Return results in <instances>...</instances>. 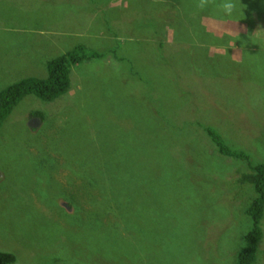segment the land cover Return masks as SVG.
Here are the masks:
<instances>
[{
  "label": "rangeland",
  "instance_id": "1",
  "mask_svg": "<svg viewBox=\"0 0 264 264\" xmlns=\"http://www.w3.org/2000/svg\"><path fill=\"white\" fill-rule=\"evenodd\" d=\"M205 2L0 0V92L77 46L103 55L3 123L0 251L17 264H235L256 197L240 179L264 163V47L244 58L247 25ZM196 22L230 39L210 40V57L190 50ZM205 125L249 162L220 155ZM261 228L254 264L264 211Z\"/></svg>",
  "mask_w": 264,
  "mask_h": 264
},
{
  "label": "trees",
  "instance_id": "2",
  "mask_svg": "<svg viewBox=\"0 0 264 264\" xmlns=\"http://www.w3.org/2000/svg\"><path fill=\"white\" fill-rule=\"evenodd\" d=\"M206 15L217 19L233 18L247 25V32L235 40L244 45V58L250 56L251 59L258 57L260 49L264 47V0H205ZM231 7H228V6ZM204 14V15H205ZM201 17V16H199ZM201 24L200 22H196ZM256 23L260 28L257 33H253ZM192 38L199 43V48L191 46L190 50L200 51L202 54L208 55L206 45H212L210 40L215 38L217 44H224L230 38H216L212 34L207 33L201 24L200 30L193 29L190 31ZM224 38V39H223ZM174 40L185 43L190 40L184 37L183 33L176 32ZM219 42V43H218ZM159 45L163 48V42L159 41ZM221 46V45H220ZM257 47L254 52L248 48ZM196 54V53H195ZM103 55L95 52H87L84 47L77 46L71 51H67L46 62L47 76L45 78L27 77L20 81L7 86L0 92V129L3 123L11 115L14 107L26 96L33 95L43 102H52L70 90V69L72 66L81 64L91 59H100ZM213 57H220L215 55ZM40 119L43 116L35 113ZM203 132L208 137L216 151L223 156L236 159H244L249 162V157L244 151L235 149L230 146L227 141L214 128L209 125L202 126ZM250 173L244 174L240 179L241 183L250 184L255 191L256 197L248 205L245 210L246 215L250 218L251 226L244 235L243 246L236 254L235 264H254L256 260V251L263 237L261 228V220L264 211V163L252 165L250 164ZM97 199V198H96ZM90 200V199H89ZM88 200V201H89ZM98 200V199H97ZM92 204L93 200H90ZM0 264H17L16 257L13 253L0 251Z\"/></svg>",
  "mask_w": 264,
  "mask_h": 264
},
{
  "label": "clouds",
  "instance_id": "3",
  "mask_svg": "<svg viewBox=\"0 0 264 264\" xmlns=\"http://www.w3.org/2000/svg\"><path fill=\"white\" fill-rule=\"evenodd\" d=\"M228 7H231L230 5Z\"/></svg>",
  "mask_w": 264,
  "mask_h": 264
}]
</instances>
